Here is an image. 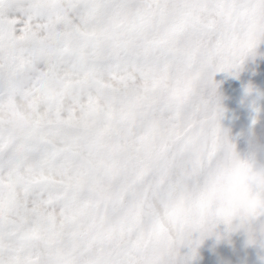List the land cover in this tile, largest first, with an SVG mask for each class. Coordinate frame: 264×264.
Returning a JSON list of instances; mask_svg holds the SVG:
<instances>
[{
  "label": "snow or ice",
  "instance_id": "1",
  "mask_svg": "<svg viewBox=\"0 0 264 264\" xmlns=\"http://www.w3.org/2000/svg\"><path fill=\"white\" fill-rule=\"evenodd\" d=\"M8 2L0 41L23 63L0 89V264H190L220 224L264 246L231 201L203 219L236 152L214 77L264 44V0Z\"/></svg>",
  "mask_w": 264,
  "mask_h": 264
},
{
  "label": "rangeland",
  "instance_id": "2",
  "mask_svg": "<svg viewBox=\"0 0 264 264\" xmlns=\"http://www.w3.org/2000/svg\"><path fill=\"white\" fill-rule=\"evenodd\" d=\"M214 79L219 85L217 93L223 108L220 124L230 142L238 153L244 154L249 149L246 137L254 132L264 155V44L238 69L218 72ZM261 225L264 217L257 218L250 231L253 233ZM217 231L219 238L212 235L204 239L190 264H264V246L250 244L248 230L227 232L225 225L220 224Z\"/></svg>",
  "mask_w": 264,
  "mask_h": 264
},
{
  "label": "clouds",
  "instance_id": "3",
  "mask_svg": "<svg viewBox=\"0 0 264 264\" xmlns=\"http://www.w3.org/2000/svg\"><path fill=\"white\" fill-rule=\"evenodd\" d=\"M20 9L21 5L6 0L4 5L0 6V13L4 16H15ZM105 16L106 14L102 13L98 19L102 20ZM21 47L22 45H17L11 48L7 40L0 41V63L5 68L4 74L0 76V89L7 88L9 71L15 73L20 69L23 63ZM212 111L210 108L205 115L211 114ZM246 139L249 144L248 151L244 154L236 151L235 155L223 153L219 168L210 177L209 183L216 188V193L203 216L207 222L219 220L221 210L227 208L230 201L237 207L233 218L234 227L240 223L241 217H247L248 228H251L257 218L264 217V155L261 154L259 138L254 132L248 133ZM243 192L247 193L250 201H254L256 215L250 216L247 211L248 204L240 201L239 197ZM253 234L258 240H264V225L257 228Z\"/></svg>",
  "mask_w": 264,
  "mask_h": 264
}]
</instances>
